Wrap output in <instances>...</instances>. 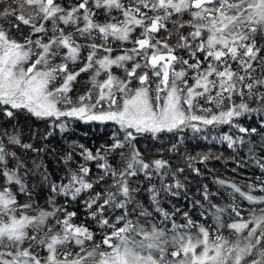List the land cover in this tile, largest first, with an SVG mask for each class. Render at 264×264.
I'll use <instances>...</instances> for the list:
<instances>
[{
  "label": "snow or ice",
  "instance_id": "1",
  "mask_svg": "<svg viewBox=\"0 0 264 264\" xmlns=\"http://www.w3.org/2000/svg\"><path fill=\"white\" fill-rule=\"evenodd\" d=\"M252 114L264 129V0H0V264H264V179L217 180L227 203L204 185L190 204L200 219L172 203L188 199L180 177L213 158L182 151L186 140L255 159L258 135L264 149V131L240 123ZM19 115L47 123L43 139L74 122L114 128L95 151L74 141L58 183L42 174L41 206L17 149H43ZM166 136L172 159L138 146Z\"/></svg>",
  "mask_w": 264,
  "mask_h": 264
},
{
  "label": "trees",
  "instance_id": "2",
  "mask_svg": "<svg viewBox=\"0 0 264 264\" xmlns=\"http://www.w3.org/2000/svg\"><path fill=\"white\" fill-rule=\"evenodd\" d=\"M86 79L87 76L84 74L82 76V81ZM79 87L82 90L83 83H81ZM16 123L23 133V140L25 142L32 143L34 147L43 149L41 152H33L30 150L25 152L24 150L17 149L26 163L27 168L30 170L26 182L31 187L33 198L38 201L41 206H45L48 197L52 195L49 183L43 182L41 179L42 174L46 172L49 175L50 182L58 183L66 175V165L63 157L66 152L71 150V145L74 141L84 144L86 147L95 151L101 144L109 142V137L114 128L111 124L100 125L74 122L71 124L69 131L61 133L59 129H55L51 136H48L47 139H43V134L49 130V125L44 121L37 120L27 115H19ZM240 123L245 127H256L260 129V116L259 114H252V119L242 118ZM4 126L7 127L8 125L5 124ZM33 129H39L41 136L31 139V130ZM227 131V126L218 130V132ZM260 131H264V129H260ZM218 132H212L210 136L217 135ZM233 133H235V130L229 134ZM235 134L243 135L239 133ZM250 140L254 148L255 159L264 157V149L261 148L260 137L258 135H253L250 137ZM138 146L142 151H145L149 157L157 156V150L163 148L165 149L163 152L164 157L168 159L173 158L166 150L170 146V137L166 136L163 141L141 139ZM182 151H187L192 155L207 153L213 157L205 164L198 162L194 164V167L200 168L201 175L197 176L194 172L186 171V173L180 177L183 180L184 176H187L185 182L187 184L188 199L181 196L179 199L172 201L173 204H176L183 210H189L194 219H200L199 213L202 209L199 207L190 208V204L193 200L202 198L201 191L204 185H207L211 193H218V195L212 197L214 202L227 203L231 197L228 196L224 187L217 183V180L224 179L232 181L243 188L246 184L253 182L258 183V177L264 179V170H261L255 163V159L253 155L249 153L247 146L240 147L236 151H233V149L227 147L226 143H217L211 140V138H209V140L188 139L184 142ZM217 156L220 158L216 159L215 157ZM75 160L80 162L81 157L76 155ZM146 197L147 193H143L141 198L146 199ZM18 198L21 202L27 199V197L22 194ZM56 202L58 204H64L65 197L56 196ZM67 206L70 211L77 212L78 220L85 217L86 209L78 201L69 203ZM164 206L166 208L170 207L167 202H165ZM244 207H248L246 201L244 202ZM88 223L91 225V221H88ZM92 226L94 227V225Z\"/></svg>",
  "mask_w": 264,
  "mask_h": 264
}]
</instances>
